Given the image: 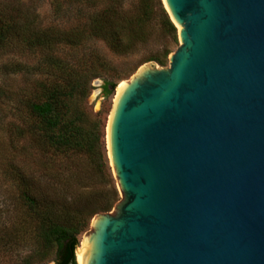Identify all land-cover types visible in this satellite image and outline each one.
Returning a JSON list of instances; mask_svg holds the SVG:
<instances>
[{
    "label": "water",
    "instance_id": "1",
    "mask_svg": "<svg viewBox=\"0 0 264 264\" xmlns=\"http://www.w3.org/2000/svg\"><path fill=\"white\" fill-rule=\"evenodd\" d=\"M163 4L180 45L114 101L84 264H264V0Z\"/></svg>",
    "mask_w": 264,
    "mask_h": 264
},
{
    "label": "trees",
    "instance_id": "2",
    "mask_svg": "<svg viewBox=\"0 0 264 264\" xmlns=\"http://www.w3.org/2000/svg\"><path fill=\"white\" fill-rule=\"evenodd\" d=\"M36 1L0 0V103L8 105L15 118L9 123L11 133L31 141L32 155H42L48 162L52 156L77 159L89 163V172L82 176L68 168L43 185L33 170L14 173L25 215L9 224L1 217L0 258H9L10 264H78L80 236L97 214L111 212L120 200L114 177L108 179L104 170L102 140L107 125L87 107L94 80L104 78L106 97L117 88L111 77L116 69L103 59H79L78 51L88 37L103 40L113 52L124 55L131 44H125L126 36L144 40L156 14L165 35L177 45L178 29L162 0L157 12L151 0L135 3L132 11L124 10L123 1L105 7L102 0H52L57 13L70 15L74 9L86 13L90 32L81 37L70 28L42 26ZM171 54L166 50L163 57L144 63L155 61L166 67ZM16 78L23 83L12 87L10 80ZM60 178L59 186L76 187L56 189Z\"/></svg>",
    "mask_w": 264,
    "mask_h": 264
},
{
    "label": "rangeland",
    "instance_id": "3",
    "mask_svg": "<svg viewBox=\"0 0 264 264\" xmlns=\"http://www.w3.org/2000/svg\"><path fill=\"white\" fill-rule=\"evenodd\" d=\"M114 1H123L124 10L132 11L135 3L141 2L143 0H102V3L105 7H108L109 4H113L112 2ZM36 2L38 4V11L40 15L39 20L41 21L42 26L48 27L54 25L58 26V28H70L75 32H80L78 34L81 37L85 35L87 36L90 32V26L87 24L86 13H79L77 9H74L72 14L64 15L63 11L60 13L55 12L52 0H37ZM158 2L159 0H154V2L151 0L150 3L156 12L159 9L157 4ZM161 24L162 20L159 14H156V18L153 19L149 25L150 27L147 29L148 35L144 40L136 41L132 40L131 36H126V40H124L125 44L126 42L131 44L127 53L124 55L113 52L103 40L91 41L90 38H85L83 47L81 46L82 48L80 52L78 51V58L91 61L103 59L110 62V64L116 69L111 74L113 80L118 84L113 93L106 97L104 92V86L106 83L104 78H100L93 81L92 93L88 99V111L99 114L102 118L103 125L105 124L108 126L114 107V101L117 96L118 86L121 83L128 81L137 72L139 67L146 64L144 62L149 58L163 57L162 54L164 51L171 50L172 53H174L178 49L180 42L177 45L170 36H166ZM169 58L166 67H169L170 65ZM30 60L32 63L36 61V59L33 57H31ZM152 62L158 64L155 61ZM10 83L12 87L13 85L14 87H17L18 85L22 84L23 81L19 78H16L10 80ZM9 111L10 107L8 105L0 103V219L2 216L6 217L4 221L3 218L1 221L7 224L20 221L23 219L21 215H25V206L19 201V198L17 197L19 193V187L12 179L13 175H15L14 173H18L20 170L22 172H29L30 170H33L34 175L37 177V179H40V183L43 185L45 182H47L46 179L48 177L54 176L57 173L62 174L68 168H72V170L75 171L77 175L82 176H86V174L89 172V163L80 162L77 159L72 161L68 158L52 156L50 157V159H52L50 162H48L42 157V155H32V153L29 152L32 147L31 141L27 140V138L23 139L17 134L11 133V130L13 131L14 129L11 127V125H9V123H12V121L15 122V118ZM29 125L31 126L32 124L30 123ZM105 133L106 136L102 140V153L105 174L109 179L111 178V175L114 177V174L107 148V127L105 129ZM44 161L49 163L46 164L48 167L44 165ZM10 173H12L11 176ZM62 182V178L57 179L55 182V188L57 189L58 187L60 190H65V188L72 189L76 187L75 185H73L72 188L66 187V185L59 186L62 184ZM77 195L83 199L80 194ZM16 206L19 208L17 209ZM114 208L111 212L114 211ZM90 231L91 225L88 231L80 236V243L84 241L85 237L90 233ZM8 259L1 257L0 264H10Z\"/></svg>",
    "mask_w": 264,
    "mask_h": 264
},
{
    "label": "bare ground",
    "instance_id": "4",
    "mask_svg": "<svg viewBox=\"0 0 264 264\" xmlns=\"http://www.w3.org/2000/svg\"><path fill=\"white\" fill-rule=\"evenodd\" d=\"M126 85H127V81L121 83L118 86L116 99L123 92V90L125 89ZM86 243H87V238L84 239V241L80 244V247L78 248V251H77V260H78V263L79 264H84V253H85V250L84 249H85Z\"/></svg>",
    "mask_w": 264,
    "mask_h": 264
}]
</instances>
